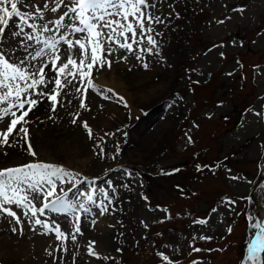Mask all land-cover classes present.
<instances>
[{"label": "rangeland", "instance_id": "374dc122", "mask_svg": "<svg viewBox=\"0 0 264 264\" xmlns=\"http://www.w3.org/2000/svg\"><path fill=\"white\" fill-rule=\"evenodd\" d=\"M168 2L165 0L162 5L164 16L169 11ZM241 7L245 9L242 14L232 11ZM175 10L180 13V19L173 18L170 27L173 31V26L180 24L179 28L185 31L184 45L179 49L178 60L171 63L167 80L163 74L165 66L153 57L148 58V70L129 55L127 62L116 60L111 70L92 72L96 89L100 92L112 89L125 97L129 107L117 103L116 97L103 99L100 92L89 88L85 103L90 110L79 109V100L72 89L64 101L65 107L58 106L56 113L50 112L47 102L44 109L41 110V105L35 114L30 113L28 127L37 160L63 165L89 179L101 177V185L107 178L131 185L130 189L118 188L115 212L100 216L99 210L93 208L92 214L82 216L84 236L78 239L82 254L87 242L94 240L102 256H116L119 264H162L156 251L164 252L176 264H191L193 259L208 264L211 258L208 249L220 248L218 244L229 234L228 227L233 228L239 218L252 210V200L244 198L250 197L264 169V118H256L248 110L264 112V0H175ZM226 16L231 19L216 23ZM156 27L163 34L158 39L161 44L167 43L164 44L167 48L172 32L163 25ZM213 45L223 46L213 48ZM122 54L123 50L117 52V56ZM256 65L260 67L255 68ZM130 74L137 75L140 84H134L136 79L131 81ZM103 76L124 83L123 89L115 90L102 82ZM195 80L200 82L193 83ZM156 87L161 90L152 97ZM67 99L72 103L68 104ZM220 101L223 106L217 107ZM77 111L81 120L92 127L97 142L104 136L107 159L101 160L93 154L94 142L87 138L79 122L70 123L72 117L68 113ZM49 115L55 116V121L49 120ZM225 116L229 119L225 120ZM185 133L194 143H187ZM12 143V147H0V168L33 160L23 140ZM116 145L120 154L112 160ZM207 161L211 170L197 172L196 165H209ZM115 168L128 169L135 178L128 180L122 172H108L105 176L108 169ZM175 168L181 171L162 174ZM230 176L240 179L232 180ZM260 185L255 197L263 203L264 190ZM142 194L148 197L147 202L141 198ZM227 199L236 202L233 211H229ZM165 208L167 214L162 211ZM213 208L217 209L214 213ZM13 210L23 215L14 206ZM166 215L171 219H166ZM48 216L62 231H72L74 217L53 213ZM200 218H207V225L193 223ZM93 219L95 226L91 224ZM161 220L164 222L160 223ZM141 221L148 225L147 229ZM46 236L49 237L46 248L55 247L58 241L54 234ZM200 236L212 239L201 240ZM42 237L30 231L27 223L22 237L13 235L7 221L0 220V264H53L46 248L40 251ZM236 237L228 249L230 253L217 254L219 260L229 257L231 264L242 256L243 236L239 232ZM190 244L204 251L193 253ZM117 247L123 248L122 255L115 252ZM65 259L66 264H72L70 258ZM77 264H111V261L84 254L82 260L77 258Z\"/></svg>", "mask_w": 264, "mask_h": 264}, {"label": "snow or ice", "instance_id": "6c2138e0", "mask_svg": "<svg viewBox=\"0 0 264 264\" xmlns=\"http://www.w3.org/2000/svg\"><path fill=\"white\" fill-rule=\"evenodd\" d=\"M164 3L165 0H0V147H12L13 141L18 144L23 140L27 145V154L33 158L27 163L0 168V220L7 221L13 235L22 237L25 223L34 233L54 234L58 243L45 249L53 264H66L65 257L70 258L72 264H77V258L82 260L84 254L96 260L119 264L116 256H102L96 250L94 240L87 242L82 254L78 238L84 236L82 216L92 214L93 208L99 210L100 216L115 212L118 188L130 189L131 185L125 181L114 183L111 178L104 179L101 185V177L89 179L63 165L37 160L28 127L31 123L30 113L35 114L45 102L50 112L56 113L58 106L65 107L64 101L72 89L79 100V109L90 110L85 103L88 89L100 92L93 84V70H111L116 60L127 62L129 55L134 56L144 70L149 69L148 58L153 56L158 57L157 63L162 66L173 67L167 64V57L163 55L158 39L163 34L156 26L170 27L173 18L180 19V13L175 10V0H169V11L164 16ZM232 11L242 14L245 9L234 8ZM229 19L231 17L226 16L216 23L223 24ZM222 46L213 45V48ZM120 50L124 54L117 56ZM220 55L223 57L224 54ZM237 63L240 64L239 61ZM240 67L243 65L240 64ZM232 74L227 73L229 76ZM192 82L198 84L200 81ZM100 94L106 100L116 97L117 103L129 107L125 97L112 89H105ZM67 103L71 104L72 100L67 99ZM222 106L223 101H220L217 107ZM248 112L256 118H264L262 111L249 109ZM68 114L72 117L70 123L77 125L79 122L87 138L94 142L93 154L101 160L107 159L109 153L103 146L107 143L104 136L99 137L97 142L92 127L86 120H81L79 111ZM208 118L211 119V115ZM224 118L228 119L227 116ZM48 119L55 121V116L49 115ZM185 136L188 144L194 143L188 133ZM119 154L120 149L116 145L110 158L116 160ZM206 168L211 170L209 165H196L197 172H203ZM180 171V168H175L162 174L174 175ZM228 171L231 172V169ZM108 172H122L128 180L135 178L130 170L124 168L108 169L105 176ZM230 179L240 177L230 176ZM140 186H143L142 183ZM177 188L183 193L179 185ZM260 188L264 190V184ZM141 198L148 201L146 195L142 194ZM225 202L230 206L229 211H233L236 202L231 199ZM13 206L23 215H18ZM162 211L168 213L167 208ZM211 211L214 213L217 209ZM48 213L74 217L72 231H62ZM165 218L171 219V216L166 215ZM246 219L253 233L240 264H264V217L247 215ZM193 223L204 226L208 219H196ZM91 224L95 226L96 220L93 219ZM141 224L148 228L144 221ZM227 231L231 234L233 228L229 226ZM199 239L211 240L212 237L200 236ZM189 247L193 253L204 251L194 244ZM115 252L122 255L123 248L117 247ZM155 255L162 264H176L164 252L156 251ZM191 264L201 262L193 259Z\"/></svg>", "mask_w": 264, "mask_h": 264}, {"label": "bare ground", "instance_id": "6f19581e", "mask_svg": "<svg viewBox=\"0 0 264 264\" xmlns=\"http://www.w3.org/2000/svg\"><path fill=\"white\" fill-rule=\"evenodd\" d=\"M178 26V27H177ZM180 24H176L173 26V31H172V27H168V29L172 32L169 37H170V42L169 44L172 45V47L170 45L167 46V48H165L164 44H167V43H164V44H161V48L163 49V55H165L167 57V64H171L172 62L174 63L175 61L178 60V53H179V49H181L184 45V40H183V36L185 34V31L183 29H180ZM154 59H158V57H155L153 56ZM169 70H172V68H168L165 66V69H164V73L163 74H166V80L168 79L169 77ZM137 77V75H132L130 74L129 75V78L131 81L135 80ZM102 78V82L104 83H107L109 85H111L112 87L114 88H119V89H123V84L122 82H120L119 80L117 79H114V77H111L109 79V77H106V76H103V77H100ZM110 80V81H109ZM140 84V79H136V81H134V84ZM158 90H161V87L159 88H155V90L153 91L152 93V97L156 95L157 91ZM123 93V92H122ZM44 109V105H42V108L41 110ZM39 244H40V247H42V249L40 251H43L45 248H46V244H49V237L48 236H43L42 238L39 239ZM38 247V248H40ZM38 251V252H40Z\"/></svg>", "mask_w": 264, "mask_h": 264}]
</instances>
